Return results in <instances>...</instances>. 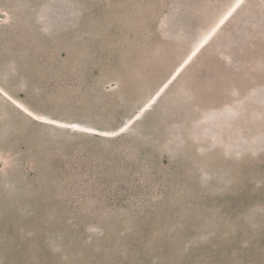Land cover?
Here are the masks:
<instances>
[{
  "label": "rangeland",
  "instance_id": "374dc122",
  "mask_svg": "<svg viewBox=\"0 0 264 264\" xmlns=\"http://www.w3.org/2000/svg\"><path fill=\"white\" fill-rule=\"evenodd\" d=\"M236 1L0 0V264H264V0L119 130Z\"/></svg>",
  "mask_w": 264,
  "mask_h": 264
},
{
  "label": "bare ground",
  "instance_id": "6f19581e",
  "mask_svg": "<svg viewBox=\"0 0 264 264\" xmlns=\"http://www.w3.org/2000/svg\"><path fill=\"white\" fill-rule=\"evenodd\" d=\"M244 3L243 0H237L234 5L224 14V16L216 23V25L210 29V31L200 40V42L193 48V50L190 52V54L185 58V60L181 63L180 66L177 67V69L173 72V74L170 76V78L158 89V91L150 98V100L134 115V117L124 126H122L119 130H126L132 122L139 119L140 116L145 112L153 103L164 93V91L168 88L169 84L173 82L182 72V70L189 64V62L204 48L207 44L213 39L216 32L224 25V23L232 16V14ZM0 91L4 93L5 96L11 99L9 95H7L5 92H3L1 89ZM14 103L17 105L23 107L25 110L30 112L32 115H34L36 118L46 121H53L48 120L40 115H37L30 110H28L25 106L22 104L14 101L11 99ZM55 123H60L58 121H53ZM76 126V125H75Z\"/></svg>",
  "mask_w": 264,
  "mask_h": 264
},
{
  "label": "snow or ice",
  "instance_id": "6c2138e0",
  "mask_svg": "<svg viewBox=\"0 0 264 264\" xmlns=\"http://www.w3.org/2000/svg\"><path fill=\"white\" fill-rule=\"evenodd\" d=\"M29 115H32L31 113H29Z\"/></svg>",
  "mask_w": 264,
  "mask_h": 264
}]
</instances>
